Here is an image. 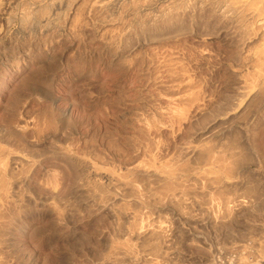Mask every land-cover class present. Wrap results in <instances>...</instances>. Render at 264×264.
Returning <instances> with one entry per match:
<instances>
[{
	"label": "rangeland",
	"instance_id": "374dc122",
	"mask_svg": "<svg viewBox=\"0 0 264 264\" xmlns=\"http://www.w3.org/2000/svg\"><path fill=\"white\" fill-rule=\"evenodd\" d=\"M79 7L81 14H79ZM79 7L74 9L72 14L67 15L71 19L66 18L67 16L60 18L63 22L59 20L62 22H59V32L52 31L51 34L48 32L46 35L49 37L42 35L44 33L35 36L36 38L27 36L30 41L26 39L25 44L28 41L29 45L27 43L24 46V51L14 49L17 43L14 44L16 37L13 36V25L8 28L7 32L9 34L11 32L10 35L14 37V42L7 32L0 40L1 52L5 50L6 45H11L12 53L15 50L14 57L12 53V57L11 55L6 56V58H12V62L9 61L8 64L4 60L0 61V127L7 126L6 128L11 127L9 129L15 130L19 128V130H14L15 132L12 130L14 134L8 139L9 141L2 140L0 137V146L7 149L9 147V152L15 157L17 155L13 163L7 164L8 170L5 171L4 176L2 175L4 180H0V264H147L149 259L148 255L143 252L145 249H141L140 244H136L137 241L134 239L130 240L129 233L126 232L127 227L129 226L128 230H133V227L130 228L132 225L136 228L144 225L147 221L146 217L151 220L153 218L154 220H167L169 224L170 221L176 219L177 215L174 207L168 203L167 194L169 195L172 189L175 191L183 188L182 191H186L188 185L189 189H192L195 186L194 183L186 180L180 181L181 183L153 180L152 185L149 181L141 180L147 183H142L145 187L140 190V194L139 192L136 194L142 202L140 201L138 206V203L133 202L136 196L132 197L133 194H129L131 197L129 199L127 198L129 195H122L121 201L113 204L125 206L119 205L121 207L119 212V208H116L119 206L114 207L108 199L105 198L103 203L104 196L101 197L102 200L97 198L98 196L89 197L91 194L86 189L78 188V177H76L78 173L75 176V170L70 168V165L67 166L61 157L62 153L68 150L87 156L97 163L104 161L109 167L115 166L116 162L118 164L120 161L124 166L126 163L130 165V163H136L135 161L142 162L146 159L148 162H153L154 160H151L153 157L158 159L154 158L155 163L171 162L173 157L174 162H177V159L183 162L184 149L189 146L187 145L189 141L193 144L195 142L196 145L198 141L207 142L214 135L213 130L215 129L217 133L215 132L210 142L208 141L210 144L205 143L204 145L209 144L210 148V145L216 143L218 149L212 145L215 151H211L212 148H210L212 152L210 154L211 157L219 159L217 157L221 158L224 151L221 149L222 146L231 143V139L234 140L238 136L236 132L238 129L234 127L235 122L228 126L215 121L218 114L224 117L226 111H232L231 107L234 106L232 104L236 102L235 99L238 98L240 89L237 72L245 70L237 58L234 55L231 56L233 48L231 38L229 39L228 36L225 38V35H219V37L215 34L204 36L206 38L186 35L182 37L183 39L180 38L182 41L178 40V44L177 41L176 43L170 41L176 45L168 41L169 46H166L167 42L163 46H161L162 43L155 45L153 42L152 46L149 44L146 47L141 42L144 39L139 37L142 38L140 40L133 32L135 35L132 33L131 38L128 37L131 39L130 42L125 39L122 43L123 47L128 42L129 45L122 48L123 50H118L112 45L113 43L111 44L112 36H109L115 32L113 25H116L118 20L114 22L111 20L112 25L107 18L105 21L102 13L101 15L93 10L94 14L91 11L90 15L87 9ZM77 9H79L78 13ZM101 22L107 27L104 28ZM119 25L122 26L121 23ZM119 25H116V28ZM103 32L105 34H102ZM7 35L12 40H9ZM107 35L110 37L107 40L110 41L105 42ZM31 38L34 40L32 41ZM133 38L137 39V43ZM5 40L12 42L11 44L6 43ZM35 43L42 44V46L39 47ZM106 43L117 51L113 47L108 46L107 48ZM43 44L48 45V49ZM8 46H6V51L11 50L7 49ZM112 48L114 52L111 51ZM6 51L5 53H8ZM115 51L118 52L116 55ZM233 58H236L237 64L234 63ZM23 79L28 85L25 83V86L22 83ZM229 104L231 106L228 107ZM225 107L228 109L226 110ZM63 110L66 111V116L61 117L60 112ZM171 112L181 114L182 117H170L167 113ZM139 117L146 118L148 121L154 120L155 124L148 122L151 126L144 131ZM157 122L160 125L162 123L169 125L160 127L158 124V127ZM217 123L224 124L225 127L223 125L217 127ZM262 127L257 136V139H262L259 140L260 142H264V134H262L264 126ZM202 129H204L203 132ZM223 130L225 131L221 134ZM210 133H212L211 136ZM229 133L237 136H228ZM185 136H190L192 140ZM200 136L208 138L207 140L201 139ZM222 137L226 138L223 140ZM196 138L198 141L195 140ZM224 141L226 143H222L223 145L219 144ZM192 143L190 145H193ZM130 145H133L132 149L139 148L138 153L135 149L136 152L133 150L132 154ZM181 149L184 152L181 153ZM117 152L120 160H118ZM150 154L153 156L151 157ZM120 163L118 167H122ZM147 185L152 190L147 188ZM148 189L152 195H155L151 196L150 191L147 192ZM126 191L123 194L130 193ZM140 195H144V198ZM148 197L151 198L150 202ZM155 200L157 206L154 203L150 205ZM129 202L134 203L135 209L137 208L132 209L135 213L133 218H130L133 212L130 214L132 210H129L131 209ZM140 204L143 206L141 207ZM126 206H129V211ZM192 207H190L191 214H199L201 218L200 211ZM114 208L118 211L112 210ZM122 208L129 214L128 217ZM136 222L139 223L136 225ZM202 222L200 221L197 225L196 223H182L181 227L178 226L175 229L170 227L168 229L170 240L168 246L166 245L168 251L164 258L157 261L158 264H221V262L223 264L224 257L222 256L227 251L243 249V242L230 244L231 242L227 241L224 243L221 240L223 236H220L218 230H214L215 227ZM172 225L169 224V226ZM118 245L123 246L122 248L129 247L127 252L129 250L131 253L127 256L131 260L127 259L128 257L125 258L124 255L120 256V250L117 249L121 248ZM149 263L151 264L150 261Z\"/></svg>",
	"mask_w": 264,
	"mask_h": 264
},
{
	"label": "bare ground",
	"instance_id": "6f19581e",
	"mask_svg": "<svg viewBox=\"0 0 264 264\" xmlns=\"http://www.w3.org/2000/svg\"><path fill=\"white\" fill-rule=\"evenodd\" d=\"M263 2H264L263 0H0V40L5 36V33L8 31V28L13 25L12 32L14 34L13 36L16 37L15 42L13 39L14 37L12 35H10L11 32H10V34L8 32L7 33L12 37L14 44L17 43V47H15L14 49L18 48L19 50H23V51L25 50L24 46H26L28 41H30V38H29L30 36L31 37L32 36L35 37L37 35L40 36V34H42V33H44L42 35L45 36L48 32H50V34L52 31L59 32V22H61V21L63 22V20H61L60 18L66 17L67 15L72 14V11L79 6L85 8V10L87 9V11H89L88 13H90L93 10L98 11L100 14L102 13L103 15L102 14L101 15L103 17L105 16V21L107 18L108 19L107 21L110 20L109 22H111L112 25H113V23L111 20H113V22L118 20L117 22L119 24L121 23V25H122L121 27L118 23L116 24L117 26L119 25V27H117V28H116V25H113V26H115L116 30L119 28L120 29L116 31L113 28L115 30V32L113 33V35H109L110 37L112 36L111 44L113 43L112 45H114L115 48L117 47L118 50H123L124 47L130 42L129 40H131V39H129V38H131L130 36L133 32H135L138 35V38L142 37L144 39L141 42H142V45L146 46V47L149 44L151 45L153 42L155 43V45H157V43H160V44L162 43L161 46H163L164 43L166 44V42H167V44H166V46H167L170 41H174V43H176L175 41H177V44H178V40L180 38H182L183 36H186V35L187 36L188 35L196 36L195 38H197V37L203 38L206 35L209 36V35L215 34L217 36H219V35L224 36L225 35V38L228 36L229 39L230 38L232 39L231 41H233L232 42L233 48L231 51V53H232L231 56L233 57V55H234V57L237 58V60L240 62L239 64L244 66L245 72L243 71V69L241 72H237V77H238L237 79L240 83V89L238 88L239 91H238V98L235 99L236 102H233L234 104H232V105H234L231 107L232 111H226L224 113V117H222L223 115L219 116L220 114H218V116H216V118H215L216 122H220V123L222 122V123H225V125L227 124L228 126L235 122L236 126H234V127L238 129V130H236V132L238 133V136L232 134V135L237 136V137L236 138L234 137L235 138L234 140L231 139V141H232L231 143L227 144L226 146L224 145L225 149L223 148L224 146H222L221 149L224 151L222 153L223 155L221 158H220V156H218L219 154L221 155V153L218 154V152H220V151L217 152V154H218L217 158H219V159L211 157V154H212L211 151H213L212 147L215 145V147H216L215 149H218L215 141L213 142L215 144H212L213 146L210 145V148H212L211 151H210V148L208 146L210 144L209 143L210 138L212 139L213 136L215 135V132L217 131V130L215 131V129L213 130L214 135L212 137H210L209 140H207L208 137L203 138V136H202V138L206 139L207 142L204 140H203L204 142L198 141L197 138H199V137L196 136L197 138L195 140H197L199 142V143L197 142L198 143L197 145L195 144L194 141H193L194 144L189 141V144H187L189 146H187L184 149L185 152H184V150H182L183 148L181 149V153H182V151L184 152V159H182L180 157V159H182L183 162H181V161L179 162L178 159H177V162L176 161L174 162V160H173L174 157H173L172 158L173 162L168 161V162L160 163V161H159L158 163L157 162L155 163V159H157V158L153 157L151 159V160H154L153 162H151V161L148 162L147 159L142 161V162L139 160L140 162L135 161L136 163H130V165H128L126 163L125 164L126 166H124L122 163H120L121 162L120 161L119 163L121 164L120 166H122V167H118L119 163L117 164V162H116L117 167L114 168L116 166V164L113 167H109V165L107 166L104 161H103V163L102 162L97 163V162H94L93 159H91L87 156L75 154V153L68 151V150L64 151L61 155V157L67 163V166L70 165L69 167L75 170L74 171L75 176L78 173V175L76 176V177H78V184H77L78 188L82 187V188L86 189L91 194V195H89V197L92 195L98 196L97 198L102 200L101 197L104 196L103 200H102L103 203H104V199L106 198L109 200V202L112 203V205L114 203L118 204V201L121 199L122 195L133 194L134 196L132 195V197L136 196L134 198L133 202L136 204L138 203V206H139V202L141 201V199L139 201V198H137L136 194H138V192L140 194V190L145 187V186L143 187V184L146 181L151 182L153 180L154 181L156 180L155 182H157V181L165 182L166 180H168V181H170V183L171 182L172 183L173 182L179 183L180 181L183 182L182 180H186V181H190V182L192 181L191 183H194L195 188L193 187L192 189L191 188L189 189V187H188L189 185L187 183L188 186L187 185L186 186L188 189H186V191H184V190L182 191L183 188L180 189L181 187L179 186L180 185L179 184L178 186L180 187L179 188L180 190L174 191V189H172V192L170 191L169 195L167 194V198L169 200L168 203L174 207L173 209L177 215L175 220H172L169 222L170 225H172L173 223H174V225L169 226L167 220H164V221L159 220V219L154 220L153 217H152L153 219L151 220V218L143 216V217H146L147 221H148V218L151 221L150 220L148 222L145 221L146 223L144 225H141V226L139 225V226H137V228L134 227L135 225L134 226L132 225L130 228L132 229V227H133L134 228L133 230H128L129 226L128 227L126 226L127 227L126 232L128 231V233H129L128 237H130V240L134 239L135 241H137L136 244L137 243H138V245L140 244V247H142L141 249H143V248L145 249V250L143 249L144 250L143 252H145L144 254L148 255V259L151 262V264H158L157 261L164 258L165 253H167L168 250H166V245L168 246V242L170 240V238H169L170 234H168L169 233L168 229L170 227H173V229H175L178 226L181 227L182 223H186V224L196 223L195 225H197L200 221L201 222L203 221L205 223L207 222L212 227H215L214 230H218L219 231L218 233H220V236L221 237L223 236V238H221V240H223L224 243L225 242L227 243V241H228V243L231 242L230 244H232V243L235 244L236 242H239V241L244 243L243 249L227 251L225 253V255L222 256V257H224V260H223L224 263L223 264H264V213H263L264 212L263 211L264 210V146H263L264 142L259 141L262 139H257L258 138L257 136L260 133L259 130H261L260 128L262 126H264V3ZM79 9H77L76 12L78 13V10H79L80 11L79 14H81V8L79 7ZM85 10H84V14H85ZM94 11L92 12V14H94ZM98 12H96V13H98ZM90 15H91V13H90ZM90 15H89V17H90ZM75 16H76V14H75ZM93 16H95V15H92V17ZM98 16H97V18L100 17V16L99 17ZM68 17L69 16H67L66 18H68ZM71 17H72V15H71ZM73 17H74V15H73ZM68 19H71V18H68ZM101 19H104V18H101ZM59 20H61V21H59ZM101 23H103V22H101ZM104 24L105 23H103L102 26ZM97 25H99V24L97 23ZM105 26L106 25H104L103 27L105 28ZM108 27L110 30V26H108ZM61 28H63V26ZM111 28H112V26H111ZM62 30H64V29H62ZM98 30L99 29L97 28V31ZM109 30H107V31H109ZM104 32L102 34L106 33V32L105 33ZM135 33H133V35H135ZM102 34H99V35H101V37H102L103 36ZM27 36H29L28 37L29 39H27ZM47 36L48 35H46V37ZM110 37H108V35H107L106 40L110 39ZM206 37H204V38H206ZM12 39H10V37H9V40H12ZM26 39L28 41L25 44ZM34 39L31 38L32 41ZM103 39H105V38H103ZM125 39L128 40L129 42L127 41L128 43L124 44V47H123L122 43H124L123 41ZM133 39H135V38H133ZM9 40L8 41L5 40V41H6V43L9 42L11 44L12 41L10 42ZM45 40L46 39H44V41ZM50 40H52V38ZM106 40H104V41L105 42L110 41V40H107V41ZM135 40L136 41H134V42L137 43V39H135ZM34 42H36V39L34 40ZM37 42L39 43V41H37ZM41 42H42V40H41ZM99 42H101V40ZM38 43L37 44L35 43V44L38 45L39 47H41L42 44H40L41 45L40 46ZM132 43H130V45ZM171 43L172 42H170V44ZM174 43H172V44H174ZM3 44H2V47H3ZM14 44L12 43V45H14ZM106 44H107V48H109L110 46L108 45V43H106ZM133 44H135V43H133ZM27 45H29V43ZM31 45H34V43H31ZM174 45H176V44H174ZM6 46H8V45H6ZM6 46H5V50L3 52H1L2 50L0 51L1 52L0 53V61L4 60V61H6V63L8 62V64H9V61H11V59H12L11 58L12 55L14 57L15 50L12 53V49H11V47H10L11 45H10L7 47V49L10 48L11 50L8 49L7 50L8 53H5ZM43 46H45L48 49V47H47L48 45L43 44ZM132 46H134V45H132ZM27 47H29V46H27ZM111 47H113V46H111ZM113 48L111 49L112 52H114L113 50L115 49V48L114 49ZM140 48H141V46H140ZM228 49H229V47H228ZM26 50H27V48H26ZM128 50H130V49H128ZM151 50H152V47H151ZM29 51H30V49H29ZM107 51H108V49H107ZM111 51H108V52H111ZM116 51L114 53L115 55L118 53ZM122 52L124 53V51H122ZM125 52H127V50H125ZM11 53H12V55H11ZM120 53H121V51L119 52V54ZM25 54H28V53L25 52ZM10 55H11V57H10L11 59H9L8 57L6 58V56H10ZM28 55H30V54H28ZM48 55H50V54H48ZM118 57H120V55ZM115 58H117V57H115ZM235 59L233 61H234V63L236 62V64H237V60L235 61ZM1 63L3 64V62H1ZM11 64L13 65L14 63H11ZM242 66H241V68H242ZM10 67H11V65H10ZM242 72H244V73H242ZM235 75H236V72H235ZM24 79L27 80V78H24ZM24 79L22 80V83L25 85V83H27V81ZM230 82H231V80H230ZM27 85H28V83H27ZM231 85H233V84H231ZM235 95H237V94H235ZM235 97H237V96H235ZM224 99H226V98H224ZM53 100H56V98H53ZM229 106H231V105L229 104L228 107ZM225 108H226V110L228 109L227 107H225ZM214 112L215 111L213 110V113ZM60 113H61V117L66 116L65 110L61 111ZM167 114L168 115L170 114L169 115L170 117L181 116V114L179 115L176 112H171V113H167ZM184 116H186V115H184ZM168 117L166 119H168ZM140 119L142 122L141 125H143L142 127L144 128V131L148 130L151 126V125L149 126L150 123H148V122H152V123L154 122V120L148 121L146 118H140ZM176 120H179V119H176ZM52 121H53V119H52ZM159 122L161 123V121H159ZM216 122L214 124H216ZM220 123L219 124L217 123V127H218V125L224 126V124L221 125ZM154 124H155V122H154ZM158 124L159 123L157 122L156 126H158ZM208 124H211V123L208 122ZM161 125H169V124H163L162 123ZM161 125H160V127H162ZM148 126H149V128H148ZM6 127L5 126L3 128L0 127V137L2 138V140H4V139L8 140L14 134L13 131L15 129H9L11 127H8V128H6ZM20 127H22V126H20ZM206 127L205 128L202 127V128L206 129ZM226 128H228V127H226ZM226 128H224V129H226ZM196 129H198V128H196ZM204 129H202V132ZM209 129H210V127H209ZM229 129L230 128H228V130ZM16 130H19V128H17ZM228 130H227V132H228ZM231 130L234 131V129H232V128H231ZM224 131L225 130H223L221 132V134ZM211 134L212 133H210V136H211ZM262 134H264V132ZM262 134H260V135L262 136ZM141 135H142V132H141ZM201 135H203V134L201 133ZM208 135H209V133H208ZM225 135H226V133H225ZM232 135H230V133H229L228 136H232ZM134 136H136V135H134ZM204 136H207V134L206 135L204 134ZM14 137H15V135H14ZM185 137L187 138L190 136H185ZM200 138H201V136H200ZM225 138H223V140ZM220 139H221V137H220ZM220 139L219 140L216 139V140L220 141ZM187 140H189V138ZM190 140H192L191 137H190ZM8 141H6V142H8ZM131 141L133 142V140H131ZM180 141H181V139H180ZM221 141H222V139H221ZM225 141H227V139ZM225 141L221 142L219 144L223 145L224 143H226ZM200 142H201V144H200ZM181 143H180V147H181ZM191 143L193 145H190ZM205 143H209V144H206L207 145L206 146V145H204ZM149 144L151 145L152 143H149ZM184 145H185V141H184V144L182 146L184 147ZM132 146L130 145L131 150H132V154H133V152H134L133 150H135L136 147L134 149H132ZM134 146H136V145H134ZM144 147L146 148V146H144ZM156 148L158 149V147H156ZM8 149H9V147H8ZM8 149L3 147V146H0V180H4V179H2V175L5 173L6 170H8L7 166L10 163H13L12 161H15L17 159L16 158L17 155L15 157V155L14 154L12 155L9 152L10 150H8ZM138 149H136L137 153L139 151ZM148 149H149V147H148ZM136 150H135V152H136ZM148 151H146V152H148ZM179 151H180V149H179ZM120 152H121V150H120ZM175 152H178V151H175ZM210 152H211V154H210ZM148 153H150V152H148ZM148 153H147V155H148ZM151 153H152V151H151ZM117 154H118V152H117ZM214 154H216V153H214ZM134 155H135V153H134ZM117 156H118V160H120L121 158L119 157V154ZM150 156H151V154H150ZM150 156H149V158H150ZM152 156H153V154H152ZM170 156L172 157V155H170ZM251 156H253L252 159H250ZM182 157H183V155H182ZM18 158L20 159V157H18ZM175 158H176V155H175ZM163 159H165V157ZM161 162H162V160H161ZM141 180H146V181L143 183V182H141ZM163 180H165V181H163ZM191 183H190V185H191ZM145 184H147V183H145ZM152 185H153V183H152ZM172 185H174V184H172ZM147 186H148L147 188H150V190H152L151 187H149V185H147ZM126 190L130 193L123 194V192H125ZM150 190L148 189L147 192H149ZM141 193H143V192H141ZM150 194H151V191H150ZM154 195L155 194H153V195L151 194V196H154ZM141 196L142 195H140V197ZM143 196H142V198H144ZM146 196H148V194ZM129 197H130V195L127 198H129ZM123 199L124 198H122V200ZM146 199H147V197H146ZM150 199L151 198L148 199L149 202H150ZM125 200H127V199H125ZM155 201L151 202L150 205L152 203H154L156 205L157 201L156 202ZM105 202L107 203L108 201H105ZM147 202L145 201V203H147ZM134 203L132 204L129 202L128 205L130 206L131 209H129V206H126L127 210L128 209L129 210L135 209ZM122 204H123V202H122ZM124 204H125V202H124ZM131 204L133 205V207L131 206ZM143 204L142 205L140 204V206L142 207ZM147 204H149V203H147ZM163 204H165V203H163ZM119 205H113V206L115 207V206H119ZM120 206L116 207L117 209L119 208V212H120V208L123 207L124 205H122L121 207ZM191 206H193L192 208H196L197 210L200 211V214H201L200 217L201 218H199V214H197V215L191 214V212H190ZM116 208H114L112 210H116ZM153 208H156V207H153ZM122 209H123V211L126 212V210H124V208H122ZM112 210H110V211H112ZM116 211H118V210H116ZM121 213H122V215L124 214L123 212H121ZM126 214H127V212H126ZM130 214L132 215V217H130V218H133V214H135L134 210L130 211ZM128 215L129 214H127L126 216L128 217ZM124 216H125V214H124ZM124 218H126V217H124ZM135 219H137V218H135ZM139 222H142V221H139ZM139 222H136V225ZM200 226H201V224H200ZM178 229H180V228H178ZM215 233H216V231H215ZM218 237H219V235H218ZM123 244H125V243H123ZM122 247H120L121 249H117V250H120V256L124 255L125 258L128 257L127 259L131 260V258L129 256H127V255H130V253H131V252L129 253V250L127 252V249L129 247L128 248H126V247L122 248ZM165 250H166V252H165ZM146 255H144V256H146ZM116 256H118L117 252H116ZM112 257H113V255H112ZM148 259H145V260L148 261ZM149 261L147 264H150ZM114 262H116V260ZM218 263H219V261H218ZM221 264H222V262H221Z\"/></svg>",
	"mask_w": 264,
	"mask_h": 264
}]
</instances>
